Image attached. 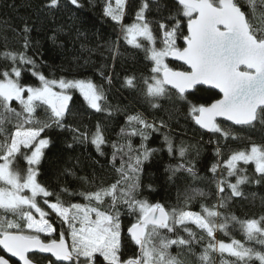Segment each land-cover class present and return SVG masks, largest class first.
<instances>
[{"label": "snow or ice", "instance_id": "obj_1", "mask_svg": "<svg viewBox=\"0 0 264 264\" xmlns=\"http://www.w3.org/2000/svg\"><path fill=\"white\" fill-rule=\"evenodd\" d=\"M68 3L82 7L80 0ZM126 4L127 0H114L113 6V0H105L103 15L119 25L125 43L143 50L151 61V75L143 79V95L151 108H160L161 99L174 98L182 102L200 129L225 140L236 139L230 131L232 125L264 127V27L253 25L239 0H174L175 15L155 21V32L145 16L148 0L131 24L123 23ZM247 4L253 14L259 9L264 16V0H247ZM60 5L61 0H44L49 11ZM30 31L25 24L22 51L0 53L8 62L0 67V252L5 254L0 255V264H183L170 249L177 246L191 251L194 243L204 240L207 244L198 257L200 264H214L213 253L220 254V264L254 260L264 264V251L236 239L230 243L216 239L218 231L229 235L230 225H239L248 241L264 246V216L242 221L220 211L232 198L243 196L241 185L264 182V144L252 143L212 164L209 171L217 201L211 206L201 204L199 212L187 207L197 196L208 195L199 189H192L193 195L186 197L183 207L170 209L138 198L145 162L157 151L147 141L166 127L163 120L157 125L141 113L127 116L120 129L123 140L110 145L112 167L119 176L115 182L77 192L66 188L56 192L41 184L39 165L52 143L42 135L48 129L71 131L74 142L90 143L100 156L105 155L102 146L108 141L100 124L90 133L67 125L74 95L79 93L94 112L111 113L103 86L90 79L48 77L39 71L41 64L27 54L31 42L26 34ZM169 60L179 65L171 67ZM25 72L38 84L24 82ZM107 79L110 84L111 78ZM124 84L135 88V77L126 78ZM41 108L47 114L45 121L36 117ZM13 118L16 123L9 128ZM135 136L140 137L138 148L132 144ZM164 141L169 154L175 151L183 161L188 149L183 145L176 148L168 136ZM215 154L223 155L219 147ZM21 160L23 169L18 167ZM241 164H253L254 174L246 175L247 168ZM167 171L169 179L178 171L199 178L190 162L169 166ZM228 177H235V183ZM147 187L151 190V184ZM226 189L230 194L225 195ZM63 193L79 196L84 203L65 201ZM121 206L135 217L126 234ZM224 254L235 259H225Z\"/></svg>", "mask_w": 264, "mask_h": 264}, {"label": "trees", "instance_id": "obj_2", "mask_svg": "<svg viewBox=\"0 0 264 264\" xmlns=\"http://www.w3.org/2000/svg\"><path fill=\"white\" fill-rule=\"evenodd\" d=\"M82 7L75 8L68 0H61L59 9L49 11L44 8V0H0V53L4 51H22L24 39L23 28L25 24L31 29L27 33L30 40L28 55L33 56L41 64L39 71L48 77H67L78 79H90L95 84L103 86L107 95L108 112H94L83 103L79 93L74 95L75 103L71 105V112L65 120L69 128L76 127L81 131L94 132L97 124H100L105 138L108 141L102 148L104 156L97 153L90 143H77L73 141L71 131H62L52 128L42 135L52 141L50 147L45 150V156L39 165L38 181L50 190L59 192L66 188L69 192L87 190L91 185H107L119 178L118 173L112 167L111 143L123 140L120 129L125 127L128 115L141 113L149 121H155L157 125L163 120L166 127L152 133L147 141L149 148L156 149L148 162H145L144 171L141 174L142 187L138 192V198L146 199L153 203L164 204L167 208L183 207L187 196L193 195L192 189H199L208 195L197 196L188 204V209L199 212L201 204L211 206L216 203L217 196L213 174L209 171L217 160L227 159L235 150H243L252 143L264 144V127L256 128L234 127L230 131L236 139L207 134L198 129L188 116L187 108L182 102L173 99H161V107L153 109L144 98L145 85L143 79L151 75V63L145 58L143 50L129 46L121 38L119 25L103 15L105 0H80ZM244 11L249 13V18L254 26L263 24L264 16L259 9L255 14L248 7L247 0H239ZM144 0H127L124 24H131L135 14L139 11ZM149 9L145 16L152 23L153 31H157L155 21L169 14L175 15L174 2L172 0H148ZM159 44V41H158ZM182 44V41H178ZM39 52V55H37ZM8 62L0 58V67ZM171 67L177 64L169 63ZM103 73V75H102ZM135 77V88L125 86V79ZM111 78L109 84L108 79ZM23 80L26 83L37 85L28 72L24 73ZM203 95V94H202ZM207 99V96L204 97ZM15 107L19 106L14 103ZM36 117L40 121L47 119L43 108L38 109ZM16 123L13 118L9 128ZM168 136L176 148L181 145L188 149L186 157L182 161L177 152L169 154L164 137ZM211 138L212 142L209 143ZM132 144L140 146V137H132ZM217 139L219 143L217 144ZM72 147L69 148L68 145ZM219 147L222 157L215 154ZM126 159V157H125ZM190 162L195 167L198 179L193 178L187 172L178 171L172 179L167 171L169 166ZM119 167V159L116 161ZM18 167H25L23 161L18 162ZM246 167V175L254 174V165ZM217 175H220L218 169ZM86 178V179H85ZM235 183V177H228ZM87 181V182H86ZM151 184V190L147 187ZM243 196L234 197L229 201L227 212L235 215L239 220L259 219L264 216V182L260 184L247 183L240 186ZM230 194L226 189L225 195ZM62 199L70 202L84 203L79 196L62 194ZM121 223L125 229L135 221V217L129 215L125 206H121ZM197 233L198 229H195ZM180 235L186 237V233ZM216 239L230 243L236 239L246 246L258 251H264L255 241H248L241 232L239 225H230L229 235L223 232L216 233ZM207 240L194 243L191 251L173 246L170 252L173 256L183 261V264H200L198 257L206 246ZM38 257L40 255H37ZM214 264H220V254L213 253ZM224 258L234 260L224 254ZM43 262H40L42 264ZM250 264H259L254 260Z\"/></svg>", "mask_w": 264, "mask_h": 264}, {"label": "water", "instance_id": "obj_3", "mask_svg": "<svg viewBox=\"0 0 264 264\" xmlns=\"http://www.w3.org/2000/svg\"><path fill=\"white\" fill-rule=\"evenodd\" d=\"M173 2H174V0H172ZM168 62H170V63H176V64H178L179 65V62H177V61H172V60H169ZM194 123V122H193ZM194 125L198 128V129H200L199 128V126L198 125H196L195 123H194ZM232 126H234V127H245V126H236V125H232ZM202 132H204V133H207V132H205L203 129H200ZM207 134H209V133H207ZM125 234H126V232H125ZM0 255H5L3 252H0ZM37 255H47V254H37ZM15 258H13V260H14Z\"/></svg>", "mask_w": 264, "mask_h": 264}, {"label": "rangeland", "instance_id": "obj_4", "mask_svg": "<svg viewBox=\"0 0 264 264\" xmlns=\"http://www.w3.org/2000/svg\"><path fill=\"white\" fill-rule=\"evenodd\" d=\"M113 6H114V0H113ZM257 27H263V24H260V25H258ZM159 45V44H158ZM150 61V60H149ZM168 62V61H167ZM150 63H151V61H150ZM168 63H170V62H168ZM174 64H176V63H174Z\"/></svg>", "mask_w": 264, "mask_h": 264}, {"label": "flooded vegetation", "instance_id": "obj_5", "mask_svg": "<svg viewBox=\"0 0 264 264\" xmlns=\"http://www.w3.org/2000/svg\"><path fill=\"white\" fill-rule=\"evenodd\" d=\"M43 264V263H42Z\"/></svg>", "mask_w": 264, "mask_h": 264}]
</instances>
